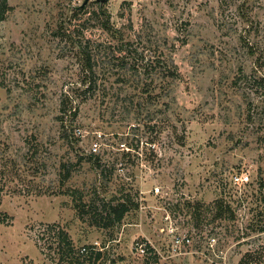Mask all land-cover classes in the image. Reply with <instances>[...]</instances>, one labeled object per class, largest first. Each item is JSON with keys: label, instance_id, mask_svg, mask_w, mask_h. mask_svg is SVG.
<instances>
[{"label": "rangeland", "instance_id": "obj_1", "mask_svg": "<svg viewBox=\"0 0 264 264\" xmlns=\"http://www.w3.org/2000/svg\"><path fill=\"white\" fill-rule=\"evenodd\" d=\"M263 132L264 0H0V264H264Z\"/></svg>", "mask_w": 264, "mask_h": 264}, {"label": "trees", "instance_id": "obj_2", "mask_svg": "<svg viewBox=\"0 0 264 264\" xmlns=\"http://www.w3.org/2000/svg\"><path fill=\"white\" fill-rule=\"evenodd\" d=\"M75 46L78 50L77 53L80 57L81 64L85 67L86 75L84 77V82L87 84L85 91L90 92L93 90V87L95 85V81L93 78L95 72L93 71V59L92 56H90L89 51V42L79 40ZM260 139H262L264 143V132L262 133ZM260 186L262 187V185ZM92 206H94V203L92 202L88 204L80 202L79 205L76 206L79 216L81 217L83 213L86 212V208L93 213L94 211L92 210ZM128 211L129 202L126 200L118 202L114 205H111L109 202L102 201L100 205L99 218L103 222V225L107 227L109 223H119ZM261 231H264V227L261 229ZM54 237V241L56 242L55 254L57 264H96V262L100 258V252H94L91 248H82L80 250H75L71 239L63 230L58 229L55 232ZM148 252L155 255L150 248H148ZM153 257L156 258V255Z\"/></svg>", "mask_w": 264, "mask_h": 264}, {"label": "built area", "instance_id": "obj_3", "mask_svg": "<svg viewBox=\"0 0 264 264\" xmlns=\"http://www.w3.org/2000/svg\"><path fill=\"white\" fill-rule=\"evenodd\" d=\"M94 152L97 150L96 147H94L92 149ZM248 181V176L247 175H235L232 177V183L236 186H240L242 184H245ZM190 242L189 238L187 237H180L178 235H174L172 238V247H173V251H176V249L179 250V247L181 245H187ZM148 248L150 247H146V248H142L141 246L138 247V252L140 256H146L147 252H148Z\"/></svg>", "mask_w": 264, "mask_h": 264}]
</instances>
